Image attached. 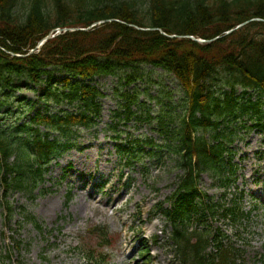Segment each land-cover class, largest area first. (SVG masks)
Here are the masks:
<instances>
[{"label":"trees","instance_id":"1","mask_svg":"<svg viewBox=\"0 0 264 264\" xmlns=\"http://www.w3.org/2000/svg\"><path fill=\"white\" fill-rule=\"evenodd\" d=\"M254 18L264 19V0H0V183L6 223L18 217L12 193L37 189L52 160L73 148L78 132L97 125L104 94L93 82L112 77L118 81V109L108 130L118 135L113 140L124 167L142 164L148 149L159 164L164 156L180 172L169 207H158L171 230L175 257L182 264H236V250L226 248L224 235L206 222L222 211L238 224L245 212L237 201L233 208L215 204L200 182L209 175L227 194L239 172L233 145L251 129L264 139V23L223 36ZM104 20L115 21L60 34L30 54L57 28H88ZM159 30L204 40L223 37L199 44ZM156 71L175 80L179 90L141 91L139 85H158ZM23 90L37 92L43 109L31 108L25 97L15 99ZM144 93L161 106L158 114L141 100ZM51 107L61 109L52 114ZM28 110L34 111L30 117ZM12 112L16 119L9 121ZM143 122L159 140H122L121 126ZM21 217L44 233L32 215ZM92 233L99 247L110 245L102 228ZM211 245L215 252L209 254ZM84 254L92 264L104 262L93 248ZM9 259L2 264H12Z\"/></svg>","mask_w":264,"mask_h":264},{"label":"rangeland","instance_id":"2","mask_svg":"<svg viewBox=\"0 0 264 264\" xmlns=\"http://www.w3.org/2000/svg\"><path fill=\"white\" fill-rule=\"evenodd\" d=\"M158 85L140 86L156 95L159 86L179 90L175 80L156 71ZM104 94L101 115L90 130H80L73 148L54 158L41 185L31 193L13 192L18 220L6 223L0 183V264L9 256L10 263L24 264H92L84 251L92 248L95 257L102 256V264H182L175 258L174 246L169 241L170 228L159 212L168 208L167 198L175 189L177 169L163 156L150 157L144 151L142 164L124 167L118 158L116 133L108 130L113 113L118 109L115 89L118 81L112 77L93 82ZM177 96V95H176ZM25 97L37 108L43 109L35 91L23 90L16 98ZM146 100L152 114L161 106ZM67 109L66 107H62ZM17 109V108H16ZM47 109V105L44 106ZM61 108L51 107L55 114ZM74 111V110H70ZM176 115L175 110L165 109ZM34 113L28 110L29 117ZM14 112L9 121H14ZM124 142L158 134L145 122L129 123L119 130ZM160 142V141H158ZM234 147V162L239 165L236 182L224 193L209 175H203L200 187L213 197L214 203L226 208L239 202L245 217L238 224L224 217L222 211L209 217L207 224L215 233L224 235V246L236 250V264H264V139L255 129L247 130ZM144 167L145 173H144ZM25 210L23 214L22 210ZM32 215L43 226L44 233L21 216ZM16 218V217H15ZM102 228L108 234L110 245L99 247V237L92 232ZM21 241L20 248L16 242ZM229 246V247H228ZM210 253L215 247L210 246ZM146 255V257H142Z\"/></svg>","mask_w":264,"mask_h":264},{"label":"water","instance_id":"3","mask_svg":"<svg viewBox=\"0 0 264 264\" xmlns=\"http://www.w3.org/2000/svg\"><path fill=\"white\" fill-rule=\"evenodd\" d=\"M106 21H107V20H106ZM106 21H101V22H98V23H94L92 26H90L89 28H85V29H75V28H72V29H70V28H64V29L59 28V29H56V30L50 32V34H49L48 36H46L45 38H43V39L38 43L37 49L39 50L41 47L44 46V44H45L46 42H48L50 39L56 37V36L59 35V34H62V33H65V32H74V31H79V30H80V31H89V30L93 29L94 27H96L97 25H100V24L106 23ZM253 21H263V20H262V19H253V20H251V21L245 22V23L239 25L238 27H236L235 29H232V30L228 31V32L226 33V35H230V34L234 33L235 31L239 30L240 28L244 27L245 25H247L248 23L253 22ZM161 33L164 34V35H166L163 31H161ZM170 37H171V38H178V36H176V35H174V36H170ZM188 38H190V39L193 40L194 42L201 43V44H203V43H209V42H212V41H214V40L219 39V37H217L216 39H214V40H212V41H205V40L197 39V38H195V37H193V36H190V37H188ZM33 53H35V50H33V51L31 52V54H33Z\"/></svg>","mask_w":264,"mask_h":264}]
</instances>
